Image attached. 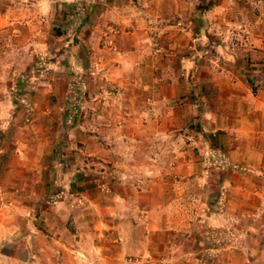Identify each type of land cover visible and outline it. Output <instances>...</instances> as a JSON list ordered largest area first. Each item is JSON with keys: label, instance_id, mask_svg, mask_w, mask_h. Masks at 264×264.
Wrapping results in <instances>:
<instances>
[{"label": "rangeland", "instance_id": "obj_1", "mask_svg": "<svg viewBox=\"0 0 264 264\" xmlns=\"http://www.w3.org/2000/svg\"><path fill=\"white\" fill-rule=\"evenodd\" d=\"M263 43L264 0H0V264H139L114 194L143 264H264L263 149L203 117L263 109Z\"/></svg>", "mask_w": 264, "mask_h": 264}, {"label": "crops", "instance_id": "obj_2", "mask_svg": "<svg viewBox=\"0 0 264 264\" xmlns=\"http://www.w3.org/2000/svg\"><path fill=\"white\" fill-rule=\"evenodd\" d=\"M125 65H122V67L124 66L125 70H129V71L132 70L133 73H135L132 64L129 63ZM151 67H152L151 64L149 65L145 63V66L141 65L142 76H140L139 79L143 80V82H145V79H148L147 77H145L146 75L145 72H147L148 69H151ZM256 100H257L256 97L253 96V99L250 101H256ZM257 101L263 102V109L258 111L251 110L248 109L250 108V105L247 104L246 109H242L237 112L233 111L230 117H226L227 115H225L224 113L222 115L216 114L215 117H213V115L210 112H209L210 114H205V115L203 114L204 119L210 117L209 120L213 121L211 125L207 123L206 120H204L205 126L208 129H211V127L214 126L215 128H219L221 130L222 129L230 130L233 133V135H235L234 139L236 140H242L243 138L241 137H244L243 140H246L248 142L247 146H244V144L243 146L242 144L236 145L234 142V145H236L235 149L237 150L235 151L236 155L238 156L241 155L240 160H244V157H246L247 159L245 160L244 164H250V161L248 160L247 157L254 155L253 150H256L257 148L258 150L259 148L261 150L262 148L264 153V125H263V129L260 130L254 129L256 128V124H255L256 116H263V124H264V96L262 98L260 97ZM228 118H230L229 119L230 123L227 120ZM257 132L261 133V135L263 134V140H259L258 138H256L258 136ZM257 142H259V144L255 145ZM245 150L248 153L247 156H245L246 155ZM263 153L261 154L262 159H264ZM107 203H108L106 206L107 209L106 211L102 210L103 214L100 217L101 219L100 222L104 229L103 230L99 229L96 232V234L93 235V237L98 238V240L101 239L102 242H104L102 245L100 246L97 245L95 247L96 249L95 251H97V253L98 251H100V253H98L99 258H101L102 260H106L107 262H110L112 260L117 262L120 260H126L125 258H123L124 250L122 248L125 244L127 243H131L133 245L143 244V248L142 246L139 247V252L142 254V256L138 257L137 259L140 261L139 264H143V261L145 260V257L143 256L151 253V250L149 249L148 241H142L141 238L142 237L147 238V235L150 236L149 235L150 233L144 235V232H148L149 230L153 232H157V231L160 232L161 230H163V228L166 225L163 224V221H165L162 215L163 212L158 209L159 212L157 211L155 215V221H153V223L151 224H149V222H146L145 224H121L119 218L123 212L122 209L125 208L123 199L119 195L114 194L113 197H111V200L108 201ZM149 210L150 209L144 212L149 213ZM109 215L112 216L106 217ZM118 264H124V263L120 262Z\"/></svg>", "mask_w": 264, "mask_h": 264}, {"label": "trees", "instance_id": "obj_3", "mask_svg": "<svg viewBox=\"0 0 264 264\" xmlns=\"http://www.w3.org/2000/svg\"><path fill=\"white\" fill-rule=\"evenodd\" d=\"M56 31H58V30H56Z\"/></svg>", "mask_w": 264, "mask_h": 264}]
</instances>
